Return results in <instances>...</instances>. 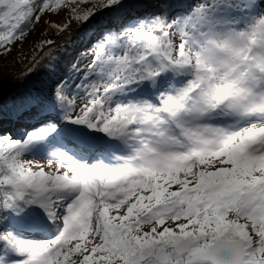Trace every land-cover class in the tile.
I'll return each mask as SVG.
<instances>
[{
  "label": "rangeland",
  "instance_id": "1",
  "mask_svg": "<svg viewBox=\"0 0 264 264\" xmlns=\"http://www.w3.org/2000/svg\"><path fill=\"white\" fill-rule=\"evenodd\" d=\"M243 1H227V6L218 0L202 1L201 6L204 5L205 10L200 16H184L173 20L172 26L161 23L159 31H156L158 36L154 33L147 34L144 44L141 40L137 47L135 44L128 47L124 44L120 49H114L113 54L102 62L98 55L107 50L103 46L96 48L97 56L94 53L90 60L93 65H98V70L93 71L89 86L76 96L74 105L63 107L57 123L76 140L89 142L91 149V143L94 147H105V150L111 146V153L104 150L107 153L103 151L102 154H91L87 161L71 156L58 143L59 139L55 135L56 128H59L57 125H46L30 141L24 140L23 146L12 148L14 153L0 149L2 204H29L31 194L41 195L47 203V192L60 185L69 193H76L80 190L82 181L75 169L96 176L93 180L94 198L88 206L83 229L79 234L70 235L66 242L58 240L54 235L58 229L55 225L61 219V214L56 203H49L46 230L49 231V236H55L53 257L58 258L51 264H86L85 260L88 258L92 261L93 250L105 239V231L111 229L122 234L125 230L126 233L129 229L126 222L129 225L137 223L138 228L148 230L151 242L164 247L168 246L167 242L191 238V235L195 240L197 237L190 233L189 228L177 223L181 219L187 222L190 218L207 224L210 219H215L211 225L221 229L209 230L217 233L214 237H221L227 230L235 232L244 239L245 244L251 243L246 251L251 261H262L264 264V215L260 214L264 213V186L259 187L256 193L245 196L228 182L233 170L252 169L257 163L264 166L263 143L261 147L243 155V136L248 133V129L264 133V115L253 114L250 119L252 121L244 124L243 131L232 129L241 117L250 116V111H264V84L261 85V90L257 89L262 81L256 82L243 95L240 90L235 89L243 81L241 74L234 68L236 60L243 58L240 56L243 47L250 44L252 48H260L256 39H264V12L251 15L245 10L256 0ZM67 2L66 5L63 0L62 5H57L67 8L70 5ZM75 3L81 9L88 7L86 0ZM5 5L8 15L6 18L3 16V21L10 18L16 8L23 15L26 8L33 12L39 4L30 6L28 0H18L17 3L6 0ZM208 7L210 8L207 9ZM221 8L222 13L215 16V13H220ZM75 25L79 24L66 23L62 31L54 28L43 33V42L52 44L63 39L65 33L75 30ZM132 32L124 34L125 37L129 35L126 42ZM250 52L246 62L255 58L259 61L261 70H264V51L261 53L253 49ZM161 54L168 62L179 66V70L188 78L187 82L176 88L175 92L173 89L167 90L164 97L158 95L160 100L157 101L136 98L146 90L139 77L145 71L156 76L159 84L164 83L168 77L167 70L158 63L157 58L163 59ZM15 69V72L1 75V81L14 87L21 79L19 74L22 72L19 65H15ZM246 74L247 70H244L243 77ZM226 84L235 89L238 97L233 99L229 93L222 94ZM58 97L66 98L63 91L58 92ZM69 119H79L82 122L80 131L66 128ZM136 121L143 125H136ZM95 122L99 124L98 127L93 131L90 127L88 129ZM132 129L135 131L130 136L128 131ZM184 131L192 138L188 144H196L201 138L206 139L204 143L196 144L193 150H184L177 144L169 147L168 151H177L182 156H188V159L194 157L190 161L184 159L179 163L167 164L163 159H154L153 162L157 164L155 169L149 165L145 176L139 175L132 179L129 174L122 173L123 168L108 171L110 166L126 158L148 160L146 154L151 146L139 149L131 137L144 134L151 140H156V136L163 133L166 137L181 141L180 134ZM207 135L209 136L206 137ZM232 136L234 137L231 138ZM12 137L20 138L14 133ZM2 142L7 140L4 138ZM5 153L7 156H3ZM48 156L51 157L48 159L50 161L44 163ZM70 164L72 167L69 168ZM140 167L137 169L141 170ZM9 172H22L24 177L9 178ZM112 178L113 182H109ZM258 181L260 184L264 183L260 178ZM15 184H25L26 188L16 190ZM20 194L22 198L18 197ZM159 200H162L159 204L149 207ZM227 206L235 209L231 216L222 212L227 210ZM23 210L25 209H22V213ZM250 210L255 221L246 227L245 233L242 221L248 217ZM24 217L27 218L26 214ZM164 220L169 223L165 224ZM13 221V225L25 228L19 220ZM29 229L37 230L31 227ZM256 237L263 240H257ZM15 239L18 241L17 237ZM97 258L102 259V256L98 255ZM179 258L174 257L173 264L190 263L186 258ZM139 264H151V261L141 260Z\"/></svg>",
  "mask_w": 264,
  "mask_h": 264
},
{
  "label": "trees",
  "instance_id": "2",
  "mask_svg": "<svg viewBox=\"0 0 264 264\" xmlns=\"http://www.w3.org/2000/svg\"><path fill=\"white\" fill-rule=\"evenodd\" d=\"M7 1L17 3L18 0ZM67 1L70 5L62 8L57 4L62 5L63 0H28L30 6L39 4L33 12L26 8L25 13L20 15L21 10L16 8L6 23L1 24L8 10L6 0H0V71L15 72V65H19L24 76L20 85L0 100V149L12 151L16 146V142L9 140L11 132L20 138L26 136L27 139L39 134L43 125L59 126L57 121L63 107L73 103L80 91L89 86L90 77L97 67V64H92L90 57L98 46L107 47L108 50L115 46L121 47L125 38L122 34L147 26V20L149 24L159 21L172 24L173 19L188 14L197 16L204 10L193 5V0H132L123 8L115 7L118 4L116 0H86L88 7L85 9L75 3L79 0H65L66 5ZM71 22L79 25H75L74 31L65 33L63 39L52 44L43 42V33L54 28L62 31L65 24ZM102 57L98 55V59ZM163 64L173 76L166 82L173 81L175 85L182 82L184 74L177 68ZM147 80L150 86L155 79L148 77ZM165 88V84L159 85L160 90ZM59 91H63L65 99L58 97ZM4 138L8 139L6 143L2 142ZM59 139L72 152L86 154L84 148L71 142L65 133H61ZM257 171H240L239 182L243 190L247 186L251 187V180L264 172ZM215 221L210 219L207 224L191 220L184 224L191 227V234L197 237V250L204 249L214 241L208 225ZM243 224L245 228L250 225L249 222ZM210 228L221 229L214 225ZM117 236L113 237L112 243L105 239L94 249L93 256H102L94 264H112L117 260V264H138L143 257L145 260L150 259L146 249L149 246L154 248L155 244L148 245L147 241L151 240L148 230L133 225L126 233L124 230ZM222 237L237 236L227 230ZM106 245L108 248L101 251ZM244 264L249 263L246 261Z\"/></svg>",
  "mask_w": 264,
  "mask_h": 264
},
{
  "label": "bare ground",
  "instance_id": "3",
  "mask_svg": "<svg viewBox=\"0 0 264 264\" xmlns=\"http://www.w3.org/2000/svg\"><path fill=\"white\" fill-rule=\"evenodd\" d=\"M257 47H251L249 44L247 47H243L240 56L242 60H236V64L234 66L235 70L238 71L241 76L240 78L243 80L242 83L235 89L241 91L243 95L245 91L254 86L256 82H261L259 85L258 90L262 89L264 84V70L259 67L258 63L255 58L248 60L246 62V57L249 56L250 51L255 49L257 52L263 53L264 51V39H256ZM248 44V43H247ZM262 45V46H261ZM250 57V56H249ZM244 70H247V74L243 77L242 73ZM226 89L222 90V94L229 93L233 99L238 97L237 92L233 87L229 84H226ZM261 106V105H260ZM253 114H260L264 115V111H250V116L241 117V120L237 121L236 125L239 130H244V124L247 123L250 119L253 118ZM252 115V116H251ZM239 118H235L238 120ZM252 121V120H250ZM99 124L96 122L90 127L91 131L95 130ZM243 126V127H242ZM135 129L128 131V135L133 136ZM248 133H245L243 136L245 149L243 150V155L247 154V148L255 147L258 144L264 143V135L259 136V131H254L248 129ZM183 140H186V136L189 135L188 132L184 131L182 133ZM207 135L206 137H208ZM232 136L231 138H233ZM258 137L261 138L262 142H259ZM132 138V142L137 143V147L139 149L148 148L147 150V158L148 160L144 159H131L126 158L124 161H119V163L110 166L109 172H112L113 169L116 170L117 168H123L122 173L129 174L130 178H136V176H145L148 173L147 167L149 165L153 166V169L157 167L156 162H153L154 159H162L164 163L167 164H175L179 163L180 160H189L188 156H182L177 151H169L167 154H162L165 152L171 144H182L181 141L176 140L174 138H165L163 133H160L156 136V140H151L150 138L146 137L144 134L140 137ZM96 141L97 139H91ZM206 139L201 138L197 141V144L204 143ZM195 145L192 144H184L182 149L189 150L192 149ZM51 157H47L44 160V163H48ZM177 159L175 161L174 159ZM155 161V160H154ZM147 162H150L149 164ZM144 165V166H142ZM141 166V167H140ZM72 167L70 164L69 168ZM137 167L142 168L138 170ZM73 169H75L73 167ZM79 176L81 177V185L80 190L76 193H69L65 187L62 185L52 187L46 194V200L43 201L41 195L38 196L36 194H31L29 200V204L26 205H16V204H9L4 202L2 204L0 202V264H51V262H55L58 258H54V246L55 241L54 238L56 235L57 238L62 241L66 242L70 235L79 234V232L83 229V223L86 220V214L88 206L92 203L93 195V180L96 178L92 176V174H86L81 169H75ZM117 171V170H116ZM10 174L9 178H16L22 179L24 174L22 172L16 173H8ZM109 182H113V178L110 179ZM56 183V182H55ZM45 187V186H44ZM45 189V188H44ZM6 201V200H5ZM56 203L57 207L60 209L61 219L58 221V224L55 225L58 229L55 231L54 235L51 237L49 236L48 231L46 230V223H47V213L49 209V203ZM22 209L23 213H22ZM26 214L27 218L24 217ZM13 219L17 222L19 220L21 225L26 226L28 228L35 227L38 231L35 233L31 232L30 229L20 228L19 226L13 225ZM20 233L22 236H26L25 234H35L37 236H49L50 239L48 240H39V241H31V240H19L17 241L13 235V233ZM23 241V243L21 242ZM59 254V253H58Z\"/></svg>",
  "mask_w": 264,
  "mask_h": 264
},
{
  "label": "water",
  "instance_id": "4",
  "mask_svg": "<svg viewBox=\"0 0 264 264\" xmlns=\"http://www.w3.org/2000/svg\"><path fill=\"white\" fill-rule=\"evenodd\" d=\"M0 76L5 72L0 71ZM2 78V76L0 77ZM12 90L10 83L6 81H1L0 79V99L7 96ZM79 121L72 120L68 124L73 127ZM16 189L25 188L24 184H16ZM21 197V195H20ZM244 240L226 241L218 239L212 246L209 247L208 251L203 253L192 254V258L199 259L202 261H210L213 264H241L244 253L245 245ZM191 247V242L189 239H183L180 243L174 246L173 250L175 253L182 255L189 252ZM155 259L160 264H165L167 262V251L161 249L158 251Z\"/></svg>",
  "mask_w": 264,
  "mask_h": 264
}]
</instances>
